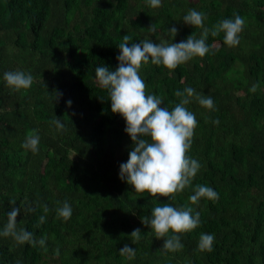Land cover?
I'll list each match as a JSON object with an SVG mask.
<instances>
[{
	"label": "trees",
	"instance_id": "trees-1",
	"mask_svg": "<svg viewBox=\"0 0 264 264\" xmlns=\"http://www.w3.org/2000/svg\"><path fill=\"white\" fill-rule=\"evenodd\" d=\"M190 10L205 14L209 52L173 70L149 60L140 76L161 107L172 110L175 92L187 87L215 107L194 98L186 105L197 121L187 154L200 164L190 186L151 197L120 178L134 144L95 69L118 67L127 34L129 47L200 38L201 28L183 22ZM235 14L245 23L239 44L229 47L224 33L211 30ZM15 71L31 74V87H9L4 73ZM30 133L40 138L35 153L22 147ZM197 185L219 198L191 204ZM65 201L72 208L66 221L57 216ZM164 204L200 214L195 229L179 234L183 248L175 252L141 222ZM13 208H20L18 231L47 239L41 247L0 235V264H264V0H161L157 8L148 0H0V232ZM135 229L138 241L130 236ZM201 234L214 236L211 251L199 248ZM125 245L134 258L119 254Z\"/></svg>",
	"mask_w": 264,
	"mask_h": 264
},
{
	"label": "clouds",
	"instance_id": "clouds-1",
	"mask_svg": "<svg viewBox=\"0 0 264 264\" xmlns=\"http://www.w3.org/2000/svg\"><path fill=\"white\" fill-rule=\"evenodd\" d=\"M151 7L157 8L161 0H148ZM205 14L196 10H190L183 17V22L192 27L202 29L200 38L189 35L185 41L179 43H153L144 40L132 43L129 47L130 35L122 37L119 44L118 67L110 70L106 66L95 69V76L99 85L109 91L111 111L119 114L126 122L125 132L131 138L134 148L129 152L126 163H122L119 169L120 178L132 186L135 192L148 193L151 197H169L183 191L190 186L192 178L200 168L195 159H190L188 150L191 147L197 121L195 115L189 111L186 105L194 98L198 104L207 109H214L215 105L210 97H205L191 87L183 91H176L179 103L169 110L161 107L162 98L147 92V85L140 76L142 65L151 64L163 66L173 70L193 57H203L209 52L206 39L209 29L204 27ZM244 19L234 15V19H224L213 26L212 36L224 33V43L229 47L239 44V33L243 30ZM155 31V29H152ZM172 37L177 34V29H168ZM4 80L7 85L15 90L27 89L33 83L31 74L23 71L6 72ZM258 85H252L250 91L255 92ZM69 105L71 101L67 102ZM58 130H65L64 124L59 119L54 121ZM218 123V121H216ZM40 138L38 135L29 134L22 144L23 148L38 151ZM201 198L209 200L218 199V193L211 187L197 185L194 194L189 197L191 204H197ZM11 203L15 204V200ZM59 203V202H58ZM29 211L35 209L29 208ZM49 209L44 206V212ZM20 208H13L7 213V223L0 235L11 236L18 244L37 243L44 247L46 237L39 241L34 240L33 234L21 228L17 230V215ZM72 215L71 206L65 201L62 207L57 209V216L65 221ZM45 216L39 218L42 224ZM144 225L150 227L157 239L163 238L165 251H178L183 248L179 234L190 232L200 223V214L193 215V208L185 207L177 209L168 204L157 205L152 209L151 219L141 220ZM172 235H169V233ZM140 230L135 229L131 233L134 241L140 239ZM167 237L166 239H164ZM214 236L201 234L199 248L212 250ZM46 250V249H45ZM57 254L59 249L56 250ZM120 255L132 259L135 249L125 245L119 252ZM19 264V261L17 262Z\"/></svg>",
	"mask_w": 264,
	"mask_h": 264
}]
</instances>
